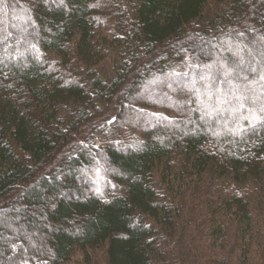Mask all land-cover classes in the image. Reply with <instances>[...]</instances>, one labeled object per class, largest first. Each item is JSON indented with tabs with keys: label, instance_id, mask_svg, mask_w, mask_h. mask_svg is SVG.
<instances>
[{
	"label": "trees",
	"instance_id": "obj_1",
	"mask_svg": "<svg viewBox=\"0 0 264 264\" xmlns=\"http://www.w3.org/2000/svg\"><path fill=\"white\" fill-rule=\"evenodd\" d=\"M239 58L264 68V0H3L0 264L76 247L93 264H264V125L231 134L189 92Z\"/></svg>",
	"mask_w": 264,
	"mask_h": 264
},
{
	"label": "snow or ice",
	"instance_id": "obj_2",
	"mask_svg": "<svg viewBox=\"0 0 264 264\" xmlns=\"http://www.w3.org/2000/svg\"><path fill=\"white\" fill-rule=\"evenodd\" d=\"M2 2L3 0H0V3ZM204 68L207 69L206 72L198 73L199 80L203 82V93L201 89L195 87V82L189 89L190 93H196L197 100L202 105V120L213 117L222 118V113L227 111L233 118L231 122L234 127L227 128L228 121H225V127L234 135L247 130L240 124L241 120L248 121V126L252 129H255L257 125H264V102H261V96L264 95V83H262L264 82V68L257 69L250 63L245 67L243 58L234 60L228 68L221 64L215 72H213V65L205 64ZM218 85L228 87L221 92ZM201 95L207 96L209 100L216 95V106L213 107L204 100H200ZM224 104H229V108L221 107Z\"/></svg>",
	"mask_w": 264,
	"mask_h": 264
},
{
	"label": "rangeland",
	"instance_id": "obj_3",
	"mask_svg": "<svg viewBox=\"0 0 264 264\" xmlns=\"http://www.w3.org/2000/svg\"><path fill=\"white\" fill-rule=\"evenodd\" d=\"M98 34L95 35L96 40H99L100 36ZM117 60L118 59L116 55L111 53V51L106 48V52H95L94 58L92 60V68L96 69L104 79L108 80L111 79V77L114 75ZM88 255H91L92 257V254L89 250H83L80 247H76L71 259L65 264H93V257L91 258L92 261L90 262L87 260ZM103 257V252H97L95 255V258L99 264H101L100 262H103L101 260V258Z\"/></svg>",
	"mask_w": 264,
	"mask_h": 264
}]
</instances>
